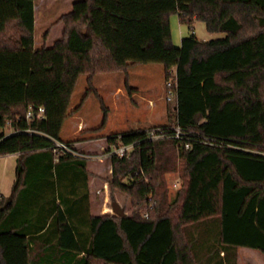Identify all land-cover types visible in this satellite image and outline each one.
<instances>
[{
  "label": "trees",
  "instance_id": "trees-1",
  "mask_svg": "<svg viewBox=\"0 0 264 264\" xmlns=\"http://www.w3.org/2000/svg\"><path fill=\"white\" fill-rule=\"evenodd\" d=\"M35 2L0 0V127L21 130L0 132V156L19 153L11 193L0 195V264H236L238 247L264 254V0H77L59 19L62 35L40 47ZM171 14L224 35L191 34L176 47ZM142 63L161 64L165 80L174 70L184 134L171 137L169 123L164 138L119 133L135 145L129 159L108 160L110 185L136 204L124 217L94 213L88 160L54 152L53 140H63L80 74L90 84ZM39 106L45 117L26 120ZM176 158L167 203L163 174Z\"/></svg>",
  "mask_w": 264,
  "mask_h": 264
},
{
  "label": "rangeland",
  "instance_id": "rangeland-1",
  "mask_svg": "<svg viewBox=\"0 0 264 264\" xmlns=\"http://www.w3.org/2000/svg\"><path fill=\"white\" fill-rule=\"evenodd\" d=\"M77 0H36L34 6V45L35 47L52 46L62 35L63 22L60 17L72 8ZM171 42L179 47L184 36L194 35L199 40L222 37L223 33H210L205 24L199 20L191 25L181 23L177 14L169 16ZM88 83L87 74H80L75 83L69 105L71 112L64 120L59 136L65 141L76 139L89 140L75 146L78 152L100 154L101 147H106L105 137L131 130H149L159 124L175 125L173 107L175 101L167 100L168 90L175 82L174 70L165 80L162 65L159 63H142L131 66L126 72L96 73ZM88 87H90L88 89ZM171 90H174L171 88ZM159 123V124H158ZM160 127V126H159ZM9 131L8 127L0 132ZM171 150V146L166 145ZM170 153V152H169ZM174 154V153H173ZM10 157V158H9ZM177 168L163 174L166 191V202L175 195V181L179 178L181 162L175 159ZM7 162H12V166ZM8 168H7V166ZM93 172L91 190L93 211L102 212L108 208L112 214L111 201L116 200L125 213L130 214L136 204L125 193L112 188L109 173L111 163L108 160H89ZM15 157H0V180L14 178ZM108 181V193H96ZM12 183V181H11ZM103 213V212H102ZM236 264H264V254L256 249L238 247Z\"/></svg>",
  "mask_w": 264,
  "mask_h": 264
},
{
  "label": "built area",
  "instance_id": "built-area-1",
  "mask_svg": "<svg viewBox=\"0 0 264 264\" xmlns=\"http://www.w3.org/2000/svg\"><path fill=\"white\" fill-rule=\"evenodd\" d=\"M168 96L167 100L168 101H175L176 104V93L174 90L169 89L168 90ZM174 104V105H175ZM174 108V107H173ZM45 117V109L41 106L37 107V109L33 110L29 108L26 111L25 114V119L26 120H32V119H41ZM8 125L9 122L7 123ZM170 130L172 131V134L170 135L171 137L175 139H180L184 131L181 129V127L178 124L172 125L170 127ZM21 131L20 129H10V133H15ZM23 131V130H22ZM24 131L26 132H31V129H25ZM145 132V138L149 140L153 139H159V138H164L167 136L166 130L163 129L162 127H154L149 130H144ZM115 135H109L105 137V142H106V147H101V152L100 154H93V153H87V152H78L75 149V146L78 144H82L84 142H88L89 140H82V139H76L72 141H63V140H56L54 139V149L53 151H61L63 153L70 154L73 157L81 158V159H86V160H110L112 157L117 156V157H124L126 159H129L131 156V153L133 151L135 142H130V143H123L121 141V135L118 134L114 138L116 141H112L111 137ZM188 147V145H185ZM109 173L112 174V167L110 166L109 168ZM178 185V180L175 181L174 186L176 187ZM108 193V181H105L102 185L101 189H97L96 193ZM103 213L108 212V208H105Z\"/></svg>",
  "mask_w": 264,
  "mask_h": 264
},
{
  "label": "crops",
  "instance_id": "crops-1",
  "mask_svg": "<svg viewBox=\"0 0 264 264\" xmlns=\"http://www.w3.org/2000/svg\"><path fill=\"white\" fill-rule=\"evenodd\" d=\"M159 124V123H158ZM161 125V124H159ZM19 153H11V154H5V155H1L0 157L2 156H14L15 157V171H16V160H17V156H18ZM10 158V157H9ZM89 161H87V164H86V170H87V179H86V183H87V187H88V192H89V202H90V209H91V212H94L93 211V195H92V190H91V182H92V178H93V172L90 168V165L88 164ZM8 165L12 164V162H7ZM6 164V166H7ZM12 166V165H10ZM8 168V166H7ZM16 175V173H15ZM15 175H14V178L12 180V178H8L7 179L5 177H3L1 180H0V195H3V196H8L10 193H11V190H12V187H13V183L15 181ZM79 180V181H78ZM12 181V183H11ZM79 183L81 185V187L79 188V191L78 193H84L85 191V181L82 179V178H79L76 180V183ZM94 213H98V212H94ZM99 214H104L102 212H99Z\"/></svg>",
  "mask_w": 264,
  "mask_h": 264
},
{
  "label": "water",
  "instance_id": "water-1",
  "mask_svg": "<svg viewBox=\"0 0 264 264\" xmlns=\"http://www.w3.org/2000/svg\"><path fill=\"white\" fill-rule=\"evenodd\" d=\"M111 211L113 215L124 217L126 215L125 208L121 207L116 200L112 199L111 201Z\"/></svg>",
  "mask_w": 264,
  "mask_h": 264
}]
</instances>
